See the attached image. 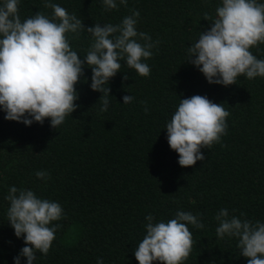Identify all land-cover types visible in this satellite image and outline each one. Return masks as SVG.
<instances>
[{"label": "trees", "instance_id": "1", "mask_svg": "<svg viewBox=\"0 0 264 264\" xmlns=\"http://www.w3.org/2000/svg\"><path fill=\"white\" fill-rule=\"evenodd\" d=\"M46 3L74 14L84 29L120 24L138 11L136 29L155 45L151 58L142 61L151 71L141 77L122 60L107 82L109 104L101 112L103 93L91 90V69L85 65L75 85L77 108L56 129L48 119L29 126L7 121L0 110V264H14L25 247L8 223L5 197L13 186L63 210L49 225L60 227L47 255L36 252L34 264H138L134 251L146 235L145 217L167 222L177 211L190 212L203 224L188 225L193 245L182 264H247L238 238L217 236L215 217L227 209L229 218L264 223V77L209 84L187 62L188 47L210 29L221 0H127L126 6L116 0L111 10L103 0H19L18 15L22 21L37 12L52 18ZM206 13L212 19L205 20ZM66 35L83 59L91 35ZM250 51L264 59V44ZM126 95L133 97L128 104ZM193 95L224 104L227 128L218 143L201 149L204 160L180 167L165 126L179 100ZM38 171L47 176L38 179ZM20 264H27L26 258Z\"/></svg>", "mask_w": 264, "mask_h": 264}, {"label": "clouds", "instance_id": "2", "mask_svg": "<svg viewBox=\"0 0 264 264\" xmlns=\"http://www.w3.org/2000/svg\"><path fill=\"white\" fill-rule=\"evenodd\" d=\"M119 2L127 5V0ZM18 3L4 0L0 6V110L5 120L29 126L48 119L56 129L77 108L75 85L85 65L91 69V90L103 93L101 112L107 111L109 104L107 82L120 71L122 60L139 76L150 74V67L142 61L151 58L155 45L150 36L137 31L138 11L120 24H95L84 29L81 19L54 3L45 4L52 9V18L37 12L22 21ZM103 4L106 10L117 7L116 0H103ZM209 19L212 17L206 13L205 20ZM210 25L187 49V62L198 68L209 84L230 86L239 76L264 77V59H257L250 51L264 44V3L221 0ZM82 31L92 38L83 59L71 49L66 35ZM132 100L129 95L123 97L124 104ZM223 105L201 95L179 100L165 130L180 167L204 160L201 149L210 148L225 134L229 112ZM35 175L44 179L47 173L38 171ZM5 199L10 203L8 223L17 238L23 236L25 244L14 264H20L21 257L34 264L36 252L47 255L55 239L60 225H49L61 219L62 207L15 186L10 187ZM145 219L146 235L134 251L138 264H182L193 245L188 225L203 228L195 215L184 211H177L167 222H153L152 215ZM215 219L219 222L217 236L238 238L237 247L247 264H264V223L229 218L227 209H221Z\"/></svg>", "mask_w": 264, "mask_h": 264}]
</instances>
